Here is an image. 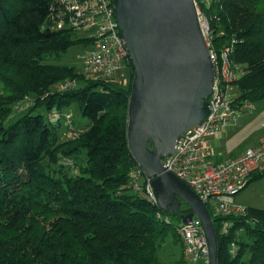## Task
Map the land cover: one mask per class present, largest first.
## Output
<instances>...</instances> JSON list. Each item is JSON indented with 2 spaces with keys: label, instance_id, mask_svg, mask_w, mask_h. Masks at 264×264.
Instances as JSON below:
<instances>
[{
  "label": "trees",
  "instance_id": "1",
  "mask_svg": "<svg viewBox=\"0 0 264 264\" xmlns=\"http://www.w3.org/2000/svg\"><path fill=\"white\" fill-rule=\"evenodd\" d=\"M53 2L0 0V264H163L158 250L170 223L157 215L173 214L129 185L137 167L127 141L132 62L125 87L47 63L80 42L72 30L47 27ZM195 3L218 51L235 40L231 58L244 72L237 104L264 101V0ZM75 79V88L58 90ZM30 96L32 104L8 125ZM72 104L89 124L61 137V112ZM263 177L255 173L248 184ZM211 217L218 264H264V210ZM173 264H185L183 252Z\"/></svg>",
  "mask_w": 264,
  "mask_h": 264
},
{
  "label": "water",
  "instance_id": "2",
  "mask_svg": "<svg viewBox=\"0 0 264 264\" xmlns=\"http://www.w3.org/2000/svg\"><path fill=\"white\" fill-rule=\"evenodd\" d=\"M113 4L134 67L127 120L130 152L152 180L160 211L177 215L185 204L181 224L199 221L210 264H218V238L207 207L164 165L178 137L209 114L214 67L195 0H113ZM149 141L153 149L148 148Z\"/></svg>",
  "mask_w": 264,
  "mask_h": 264
},
{
  "label": "built area",
  "instance_id": "3",
  "mask_svg": "<svg viewBox=\"0 0 264 264\" xmlns=\"http://www.w3.org/2000/svg\"><path fill=\"white\" fill-rule=\"evenodd\" d=\"M198 17L214 67L212 93L208 99L209 114L178 137L175 151L164 159V165L167 172L184 182L199 197L211 216L237 217L245 213V208L235 204V196L255 173L264 172V138L225 162L211 160L212 147L208 139L218 135L232 119L254 108V105L237 104L236 83L244 72L231 58L235 40L218 51L199 9ZM47 27L52 31L68 29L73 32L94 29V33L86 39L90 52L83 58L85 72L92 76V80H112L117 73L121 78H127L130 58L115 19L113 0H54ZM75 87L74 81H67L58 90L67 91ZM51 114V118L55 117ZM65 164L72 165V161L66 160ZM151 181L138 166L130 173V187L157 206ZM157 218L171 223L167 216L158 214ZM232 225L230 221L224 222L221 234L228 233ZM176 229L183 245L185 264H210L207 241L199 221L195 218L191 224L180 225Z\"/></svg>",
  "mask_w": 264,
  "mask_h": 264
},
{
  "label": "rangeland",
  "instance_id": "4",
  "mask_svg": "<svg viewBox=\"0 0 264 264\" xmlns=\"http://www.w3.org/2000/svg\"><path fill=\"white\" fill-rule=\"evenodd\" d=\"M93 33L94 29L91 28H84L73 32V38L80 40V42L71 47L66 54H62L59 57H49L46 59V62L73 67L85 79H91L92 76L85 72L83 58L90 52V47L85 41ZM73 81L77 86L79 81L76 79ZM128 81V77L121 78L120 73L115 74L112 78V82L121 87H125ZM33 100L34 97L30 96L26 99V103L20 104L14 110L12 118L7 124L10 125L18 119L26 110V106L32 104ZM53 114L57 116L56 112H53ZM61 114L63 116L60 117L61 137L70 135L68 130L70 131L71 126L84 128L89 124V120L81 114L77 104H72L63 110ZM52 122L57 124L56 119H53ZM261 138H264V101L255 104L254 108L240 113L218 135L208 139L212 147V161L218 163L225 162L234 156L240 155L245 150L255 146ZM235 204L242 208L252 207L264 210V177L251 182L242 189L235 196ZM168 217L171 223L165 230L158 250L159 260L163 264H173L181 259V242H179L180 238L176 228L182 224L178 220V217L173 215Z\"/></svg>",
  "mask_w": 264,
  "mask_h": 264
},
{
  "label": "crops",
  "instance_id": "5",
  "mask_svg": "<svg viewBox=\"0 0 264 264\" xmlns=\"http://www.w3.org/2000/svg\"><path fill=\"white\" fill-rule=\"evenodd\" d=\"M254 145H255V144H254ZM211 160H213L212 157H211ZM214 162H216V161H214ZM217 163H218V162H217ZM182 252H183V251H182V247H181V257H182Z\"/></svg>",
  "mask_w": 264,
  "mask_h": 264
},
{
  "label": "flooded vegetation",
  "instance_id": "6",
  "mask_svg": "<svg viewBox=\"0 0 264 264\" xmlns=\"http://www.w3.org/2000/svg\"><path fill=\"white\" fill-rule=\"evenodd\" d=\"M184 208H186L185 204L182 205L181 210H183Z\"/></svg>",
  "mask_w": 264,
  "mask_h": 264
}]
</instances>
